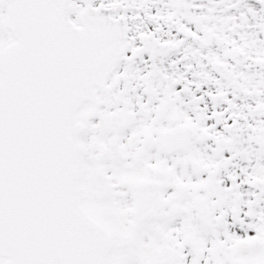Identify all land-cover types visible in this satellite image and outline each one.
<instances>
[{"label": "snow or ice", "instance_id": "1", "mask_svg": "<svg viewBox=\"0 0 264 264\" xmlns=\"http://www.w3.org/2000/svg\"><path fill=\"white\" fill-rule=\"evenodd\" d=\"M0 264H264V0H0Z\"/></svg>", "mask_w": 264, "mask_h": 264}]
</instances>
